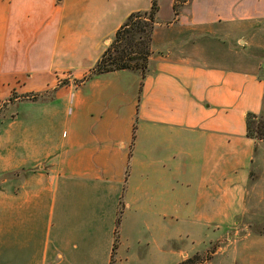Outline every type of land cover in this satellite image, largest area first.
<instances>
[{
	"label": "crops",
	"instance_id": "crops-1",
	"mask_svg": "<svg viewBox=\"0 0 264 264\" xmlns=\"http://www.w3.org/2000/svg\"><path fill=\"white\" fill-rule=\"evenodd\" d=\"M151 1L0 0V101L40 102L0 116V264H176L177 218L264 199V0H156L145 74L84 79Z\"/></svg>",
	"mask_w": 264,
	"mask_h": 264
},
{
	"label": "rangeland",
	"instance_id": "rangeland-1",
	"mask_svg": "<svg viewBox=\"0 0 264 264\" xmlns=\"http://www.w3.org/2000/svg\"><path fill=\"white\" fill-rule=\"evenodd\" d=\"M178 5L177 3V9L179 8ZM262 66L264 67V63ZM49 78L52 79V77ZM57 81L60 84L67 82L62 77L58 78ZM36 94L35 99L49 98L53 91L48 89L42 94L40 92ZM11 96L13 97L12 100L0 101V116L14 112L25 115L31 110L38 109L40 105V102H32L27 99L16 102L14 98L18 96V93L15 92ZM19 96V98L28 97L24 94ZM247 206L248 214L245 218H237L231 221H212L209 227L218 228L214 230L199 228L201 221L177 218L176 263L181 259L197 254L199 258L194 259L195 264H264V238L262 240L244 238L251 235L254 237L259 234L264 235V199L261 201L251 200Z\"/></svg>",
	"mask_w": 264,
	"mask_h": 264
},
{
	"label": "trees",
	"instance_id": "trees-1",
	"mask_svg": "<svg viewBox=\"0 0 264 264\" xmlns=\"http://www.w3.org/2000/svg\"><path fill=\"white\" fill-rule=\"evenodd\" d=\"M157 9V1L152 0L149 9L130 12L126 19L117 27L111 40L95 64L83 78L85 79L100 72L117 69L138 70L144 75L152 52L151 34L156 23ZM173 10L175 14L178 13L176 3L173 4ZM25 96L35 99L37 94H25ZM12 99L13 97L10 96L9 100ZM246 132L251 137L264 138V114L248 112L246 115ZM118 222L119 215L117 216L114 230L115 239L112 247L111 262L116 246ZM195 258H199V256L194 254L193 256L181 259L176 264H195Z\"/></svg>",
	"mask_w": 264,
	"mask_h": 264
}]
</instances>
